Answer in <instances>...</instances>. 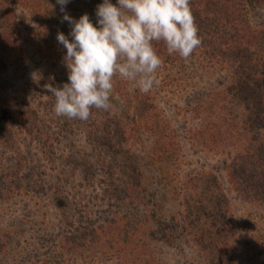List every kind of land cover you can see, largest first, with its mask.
I'll return each mask as SVG.
<instances>
[{"label":"rangeland","instance_id":"obj_1","mask_svg":"<svg viewBox=\"0 0 264 264\" xmlns=\"http://www.w3.org/2000/svg\"><path fill=\"white\" fill-rule=\"evenodd\" d=\"M102 2L65 11L95 25ZM62 16L0 0V264H264V44L205 42L217 60L178 57L147 93L117 76L111 107L73 120L43 89L68 82ZM245 18L264 32V6Z\"/></svg>","mask_w":264,"mask_h":264},{"label":"clouds","instance_id":"obj_2","mask_svg":"<svg viewBox=\"0 0 264 264\" xmlns=\"http://www.w3.org/2000/svg\"><path fill=\"white\" fill-rule=\"evenodd\" d=\"M69 2L56 0L61 22L70 26L68 36L58 31L56 37L66 49L62 64L68 82L43 85L54 97L57 117L87 121L92 109L107 111L117 76L137 83L142 92L150 91L163 63L153 42H163L169 55L185 60L202 43L191 0H103L95 9V25L88 13L71 17L65 11Z\"/></svg>","mask_w":264,"mask_h":264},{"label":"trees","instance_id":"obj_3","mask_svg":"<svg viewBox=\"0 0 264 264\" xmlns=\"http://www.w3.org/2000/svg\"><path fill=\"white\" fill-rule=\"evenodd\" d=\"M257 6H264V0H191V10L198 26V35L202 40L201 45L194 53L198 52L203 60L210 63L213 62V59L219 58V54L214 53L210 56L208 49L205 47V42L213 43L218 48L219 53L226 50L246 52L255 43L262 42L261 44H264L263 40L258 41L264 32L254 29L245 18L248 8ZM4 24L8 28L9 23L4 22ZM220 28L227 30L228 34L222 35L219 32L215 38L203 41L205 33L216 31ZM6 41L9 43L7 37ZM153 46L163 61L159 68H165V64H172L173 61L180 57L175 53L169 55L163 42H153ZM209 57L212 58L210 61L208 60ZM260 103L261 100L258 101V104ZM198 108L203 109L201 106Z\"/></svg>","mask_w":264,"mask_h":264}]
</instances>
